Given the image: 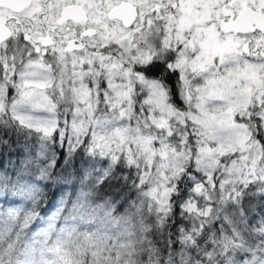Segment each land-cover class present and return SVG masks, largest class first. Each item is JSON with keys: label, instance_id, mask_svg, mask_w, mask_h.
Returning <instances> with one entry per match:
<instances>
[{"label": "snow or ice", "instance_id": "snow-or-ice-1", "mask_svg": "<svg viewBox=\"0 0 264 264\" xmlns=\"http://www.w3.org/2000/svg\"><path fill=\"white\" fill-rule=\"evenodd\" d=\"M149 236L264 264V0H0V264H135Z\"/></svg>", "mask_w": 264, "mask_h": 264}, {"label": "clouds", "instance_id": "clouds-1", "mask_svg": "<svg viewBox=\"0 0 264 264\" xmlns=\"http://www.w3.org/2000/svg\"><path fill=\"white\" fill-rule=\"evenodd\" d=\"M85 161H89L88 164H85ZM92 161L89 160L87 156H84L83 158H80L77 156L72 164H70L67 168V173H64L63 166H61V169H58V172H61V174L70 175L72 178V182L68 184V191H72V184L75 183L77 188L79 187V178L76 174L77 169H84L86 167L91 166ZM99 163H97V167H99ZM150 186H160V178L153 173L152 178L148 181ZM148 191V189H139L129 186L128 190L125 192L124 196L129 199V205H128V212L129 215L132 217V219L127 223L126 227L130 233H132L133 239H138L140 243L137 245L138 248H140V245L144 243V236L141 233V228L144 224H146L149 220V215L147 212L148 205L151 203L144 193ZM93 196H102L103 193L99 191V189L93 190ZM201 199L195 201V203L199 204V206L203 210H207L209 207L212 206L213 202H217L219 198V190H214L211 187V181L208 182V186L204 187L200 191ZM124 197H122L123 199ZM205 201H208L205 203ZM46 203V201H45ZM215 215V208H213V216ZM213 223V219L209 218V224L211 225ZM139 234V235H138ZM148 240L151 241V247L145 248L143 250V255H138L135 258V264H161L163 261V264H168V260L166 257V254L163 250V243L162 238L157 237V240H160V243H157L156 240H153L151 236L147 237ZM152 249H158V251H153ZM192 264H198V262L195 260V257H192ZM203 264H207V261H204ZM215 264H220L219 260L215 261Z\"/></svg>", "mask_w": 264, "mask_h": 264}]
</instances>
